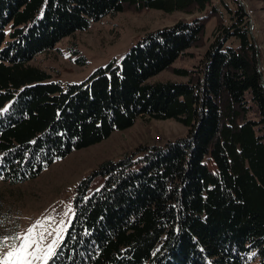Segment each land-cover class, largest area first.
Returning a JSON list of instances; mask_svg holds the SVG:
<instances>
[{"label": "trees", "instance_id": "16d2710c", "mask_svg": "<svg viewBox=\"0 0 264 264\" xmlns=\"http://www.w3.org/2000/svg\"><path fill=\"white\" fill-rule=\"evenodd\" d=\"M233 4L225 25L213 0H0V180L37 177L141 116L187 128L78 181L48 264H264L262 52ZM151 9L203 14L145 33L83 83L44 81L28 64L90 22ZM213 17L220 25L196 68H172ZM168 69L186 79L149 81Z\"/></svg>", "mask_w": 264, "mask_h": 264}, {"label": "rangeland", "instance_id": "374dc122", "mask_svg": "<svg viewBox=\"0 0 264 264\" xmlns=\"http://www.w3.org/2000/svg\"><path fill=\"white\" fill-rule=\"evenodd\" d=\"M233 1L241 6L248 22H251L253 35L262 52L260 64L264 82V0H213V5L223 11L225 25H229L227 9L235 11ZM202 14L157 9L109 14L90 22L85 30L62 38L52 49L39 52L28 64L47 75L44 81H57L63 87L69 83H83L97 68L106 67L112 61L120 63L124 54L145 33L173 25L180 19L192 20ZM218 20L217 17L209 20L204 39L188 48L172 63V68H196L217 32ZM233 43L236 44V40H231ZM185 79V76L168 69L149 81ZM186 130L185 125L172 118L160 120L141 116L127 129L115 130L99 143L72 150L45 167L37 177L14 185L0 180V240L11 245L13 237H23L39 221L45 225L40 229L45 233V245L58 237L56 250L73 216L72 198L78 181L102 161L120 159L142 145L164 144L184 136ZM58 229L62 231L57 232ZM7 250L4 249L5 252Z\"/></svg>", "mask_w": 264, "mask_h": 264}, {"label": "snow or ice", "instance_id": "6c2138e0", "mask_svg": "<svg viewBox=\"0 0 264 264\" xmlns=\"http://www.w3.org/2000/svg\"><path fill=\"white\" fill-rule=\"evenodd\" d=\"M45 227L43 222H37L27 230L23 237H13L11 245L0 240V264H48L55 254L57 239L45 245V233L40 231ZM62 231L58 229L57 232ZM51 235V233H48ZM16 241H19L17 244ZM8 248L5 252L4 249Z\"/></svg>", "mask_w": 264, "mask_h": 264}, {"label": "water", "instance_id": "95a60500", "mask_svg": "<svg viewBox=\"0 0 264 264\" xmlns=\"http://www.w3.org/2000/svg\"><path fill=\"white\" fill-rule=\"evenodd\" d=\"M245 12V11H244ZM248 31H249V35L250 37H252V39L254 40V43H255V49L257 50L258 49V45H257V42H256V36L253 35V32H252V26H251V22H249L248 24ZM258 51V50H257ZM257 56H258V62L257 64L259 65V53L257 52ZM261 75V79H262V74ZM263 81V79H262ZM263 86H264V82H263Z\"/></svg>", "mask_w": 264, "mask_h": 264}]
</instances>
